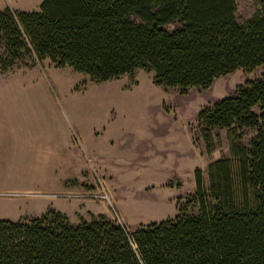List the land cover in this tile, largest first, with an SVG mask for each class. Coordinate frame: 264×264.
I'll list each match as a JSON object with an SVG mask.
<instances>
[{
	"label": "trees",
	"instance_id": "trees-1",
	"mask_svg": "<svg viewBox=\"0 0 264 264\" xmlns=\"http://www.w3.org/2000/svg\"><path fill=\"white\" fill-rule=\"evenodd\" d=\"M258 2L244 22L234 0H43L35 12L5 8L0 71L32 52L94 82L141 69L155 85L185 94L264 65ZM196 121L206 146L226 130L230 155L208 165L206 183L194 169V190L177 200L172 219L131 230L102 214L72 223L53 208L0 219V264H264V75L202 108ZM246 131L254 134L244 144ZM173 180L166 186L182 185Z\"/></svg>",
	"mask_w": 264,
	"mask_h": 264
},
{
	"label": "rangeland",
	"instance_id": "rangeland-1",
	"mask_svg": "<svg viewBox=\"0 0 264 264\" xmlns=\"http://www.w3.org/2000/svg\"><path fill=\"white\" fill-rule=\"evenodd\" d=\"M234 2L239 22L260 9L258 0ZM262 75L264 65L250 71L240 68L207 88L180 94L155 85L153 73L141 69L132 76L94 82L70 67L39 61L32 52L23 54L15 65L0 71V219L39 216L48 208L65 214L72 223L99 214L115 221L117 215L127 230L172 219L177 200L181 198L182 204L194 190V169L201 170L206 183L208 165L230 155L226 130L204 144L198 112ZM71 126L88 140L94 130L102 132L98 143L107 150L108 172L86 147L108 187V199L50 196L97 190L94 173L74 145L77 165L63 180L35 181L37 169L32 163L38 148L49 143L59 151ZM253 134L246 131L242 143ZM170 178L182 185L166 186Z\"/></svg>",
	"mask_w": 264,
	"mask_h": 264
},
{
	"label": "crops",
	"instance_id": "crops-1",
	"mask_svg": "<svg viewBox=\"0 0 264 264\" xmlns=\"http://www.w3.org/2000/svg\"><path fill=\"white\" fill-rule=\"evenodd\" d=\"M43 0H0V9L9 8L11 10L22 11V12H35L38 11L39 6ZM77 131L83 141L85 146L88 147V150L97 158L99 165L105 172L107 171V166L110 164V159L106 156L103 150V145L99 144L98 141L101 140L102 132H96L94 130V136H91L92 139H87L86 135L75 127L70 128L64 135V146L61 147L59 151L53 149L51 145L45 144L41 148H38L37 154L33 157L37 169V177L35 181L40 184H44L49 181L63 180L69 168H75V156L74 151L71 145V133L72 131ZM86 147V148H87ZM23 159L25 157H22ZM35 173V172H34ZM32 173V174H34ZM76 176V175H75ZM83 220H88L83 218Z\"/></svg>",
	"mask_w": 264,
	"mask_h": 264
},
{
	"label": "built area",
	"instance_id": "built-area-1",
	"mask_svg": "<svg viewBox=\"0 0 264 264\" xmlns=\"http://www.w3.org/2000/svg\"><path fill=\"white\" fill-rule=\"evenodd\" d=\"M71 143L72 145H74L79 151L80 153L84 156V159L87 162V165H89L90 171L92 173H94L95 176V180L97 182V190L95 191H90L87 192L85 194H78V193H73V192H65V193H56V194H52L50 196H54V197H67V198H73V197H88V198H101V199H108V187L106 185V183L103 181V179L98 176L97 174V167H95V163L92 160L91 156L88 155L86 146L83 142L82 137L80 136V134L77 131H72L71 134ZM116 223L120 226V227H125L123 225V223L120 221L119 217L116 215L113 218Z\"/></svg>",
	"mask_w": 264,
	"mask_h": 264
},
{
	"label": "bare ground",
	"instance_id": "bare-ground-1",
	"mask_svg": "<svg viewBox=\"0 0 264 264\" xmlns=\"http://www.w3.org/2000/svg\"><path fill=\"white\" fill-rule=\"evenodd\" d=\"M116 222V221H115Z\"/></svg>",
	"mask_w": 264,
	"mask_h": 264
}]
</instances>
